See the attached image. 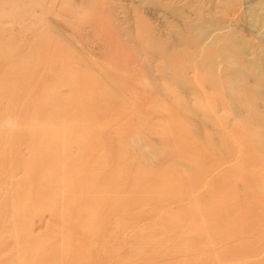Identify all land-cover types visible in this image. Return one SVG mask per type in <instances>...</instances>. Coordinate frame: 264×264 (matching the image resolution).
<instances>
[{"label": "rangeland", "instance_id": "374dc122", "mask_svg": "<svg viewBox=\"0 0 264 264\" xmlns=\"http://www.w3.org/2000/svg\"><path fill=\"white\" fill-rule=\"evenodd\" d=\"M232 14H237V18L231 17ZM228 25L227 36L220 35V28ZM263 35L264 0H0V205L9 199L12 207L9 206L14 209H0V213L9 216L10 221H6L1 237L8 240L7 244L14 243L13 246L1 247L0 252L5 250L0 253V261L21 264L20 261L25 260L23 257L29 261L32 259L30 253L24 255L19 248L16 241L19 233H15L11 225L19 215H23L21 211L32 205L33 199H21L17 192L25 188L35 194L39 190H52L57 185L54 180L57 175L40 171L43 160L55 155L51 144L55 140L61 142L66 152L60 157L64 163L83 165L79 167L80 174L95 167L103 169L99 176L106 171L109 175L111 171L109 177L119 178L126 195L125 201L116 199L114 204L96 212H101V215L107 213L111 206L128 205L127 211H118L113 222L105 225L110 238L104 244L101 241L83 243L87 251H96L87 254L84 263L210 264L208 254L214 253L211 249H217L219 244L212 245L206 238L203 222L195 223L191 217L192 202L183 198L187 196L188 176L193 166L187 155L190 120L202 112L204 117L208 105L200 107V95L195 99L192 91L198 89L202 93L205 88L213 98L219 97L217 105L215 101L210 104L215 107L212 114L217 116V109L221 107V112L219 109L218 112L222 114L217 118L231 117L233 120H230L234 121L225 113L230 102L225 94L229 91L225 93L226 90L220 86L229 79L224 80L223 75L231 78L233 89L230 92L235 99L241 82L251 83L253 87L257 83L255 80L264 75ZM243 62L248 66L246 70ZM230 65L231 75L228 71ZM257 65L262 67V71H258L260 74L256 72L259 69ZM241 66H244V71L254 68L250 70V78H243V81L238 80L240 75L236 71L241 72ZM226 69L230 76L225 73ZM29 73L31 75L28 76ZM206 79L213 84L207 81L206 85ZM15 85L20 86L17 93ZM251 85H246L247 91L253 92L254 99L257 98L256 101L264 106V102L261 103L263 98L258 101L260 95L264 97V86L257 84L252 89ZM30 90L35 94L28 99L31 94L27 92L33 93ZM248 96L244 97L243 91V97ZM228 97L231 98L230 95ZM242 98L233 101L242 103ZM251 99L249 102L254 103ZM194 103L198 109L192 110ZM261 106L257 108L259 112L263 109ZM25 109L27 112L32 110L28 116ZM261 113L263 117L264 110ZM98 115L102 116H99L100 120ZM220 125L223 123L219 124L218 120L211 125L203 124V127L208 129L210 126L209 129L213 130H210L212 136L208 134V137L216 141L213 139L210 143L226 153H220L222 161L237 156L236 162L241 163L247 148L236 141L237 147L228 149L227 141L230 139L225 140L216 129ZM39 133L45 134L44 140H36ZM222 139L223 148H218L217 144ZM210 143L206 145L213 148ZM241 144L243 146H239ZM113 146L117 154H114ZM92 148H95L103 165L97 162L83 164V158ZM245 162L244 159L242 163ZM244 170L237 169L231 174L235 176L240 172L248 176L250 170ZM241 181L243 179L229 185L236 187L240 182L238 186L243 194L240 189L239 192L248 204L252 200L247 195L248 186L256 188L258 195L261 191L251 184L252 181ZM109 185L116 186L114 183ZM223 191L225 196L233 195V191ZM60 196L56 193L48 200ZM233 201L237 204L236 198ZM53 210L54 207H50L44 213L40 209L32 213L35 215L30 222L40 236H47L55 229ZM248 221L249 226L244 233L231 239L236 248L242 247L239 240L247 243V247L238 256L230 255L225 264H248L247 258L251 259L249 264L259 261L264 264V217ZM74 235H69L72 240ZM205 239L208 241L206 246ZM38 248L46 249V245L42 242ZM221 250L225 254L231 253L227 248L222 247ZM15 253L20 255L19 260L15 259Z\"/></svg>", "mask_w": 264, "mask_h": 264}, {"label": "bare ground", "instance_id": "6f19581e", "mask_svg": "<svg viewBox=\"0 0 264 264\" xmlns=\"http://www.w3.org/2000/svg\"><path fill=\"white\" fill-rule=\"evenodd\" d=\"M12 1H15V0H12ZM239 12H241V11H239ZM233 14L231 17H233V16L235 17L237 15V14L236 15H233ZM236 18H237V16H236ZM224 19H222V20L224 21ZM232 20H233V18H232ZM260 29L262 30V28H260ZM45 31H47V30H45ZM228 31H229V25H228V27H225V26L221 27L219 30V34L227 36ZM43 33H44V35H47L46 32H43ZM43 33H41V34H43ZM260 35H262V34H260ZM40 38L42 39L41 36H40ZM260 38H262V36ZM263 39H261V41ZM44 41H46V40L43 39V42ZM37 42L38 41H36V44H37ZM43 42H42V46H43ZM39 43H40V41H39ZM48 46H49V44H48ZM50 46H51V44H50ZM157 51H159V49ZM46 53H47V51H46ZM47 57H48V55H47ZM41 62H42V60H41ZM229 62L227 64V67H229ZM32 64H34V63H32ZM76 64H78V63H76ZM262 64H263L262 67H264V63H262ZM260 65H261V63H260ZM79 66L80 65H78V67ZM246 66H247V64H245L244 70H246V68H248V66L247 67ZM257 66L259 68V65H257ZM199 67H201V66H199ZM262 67H260V68L262 69ZM243 68H244V66L243 67L241 66V72L239 70H236L240 75V77L238 78L239 81L240 80L243 81V78H247V79L250 78V75H251L250 70L254 69L253 67H252V69L249 68L248 69L249 73H248V70L244 71ZM260 68L256 71L257 73L259 70H261ZM29 69H31V68H29ZM227 69H226L225 73L228 74L229 73L228 71H230L229 74L231 75V73L233 72V71H231L232 65H230V68L228 69V71H227ZM29 71H31V70H29ZM28 72H26V75ZM83 72H84V70H83ZM256 72H254L253 74H255ZM8 73L10 74L9 71H8ZM80 73H81V71H80ZM5 74L7 76H9V74H7V73H5ZM81 74H83V73H81ZM207 74H209V73H207ZM258 74H260V73H258ZM26 75L24 74L23 76L26 78ZM29 75H31V74L29 73L28 76ZM228 75H227V77H228ZM224 76L225 75H223V79L224 78L229 79V81H226L225 83H221L222 86H220V87L223 88L224 91L226 90L225 93H228V91H229V94H227V95L225 93L224 94H225V97H227V100L229 99L228 101H230V102H228L229 104L226 106L227 110H229V111H227L225 109L226 110L225 113L229 114V117L232 116L235 120L232 121L233 119L231 117L229 119L227 117H226L227 119H222L223 117L217 118L218 114H219L218 109L221 112L222 108L218 107L217 116H216V113L212 114V112L215 111V107L210 105V104L213 101H215V103L217 105L216 101L219 99V97L213 98L207 90H204L205 88L203 89L202 93H200L198 91V89H193L192 93H194L196 95L195 99H198L199 95L203 97V98H200V96H199V99L202 102L200 107H202V108L207 107L206 108L207 112L204 111V115H205L204 117H203V112H202V114H200L201 111H198V113L200 112L199 116H197L198 114L194 115L195 113L192 110H193V108H197L198 105H195V103L193 104L191 111L194 113L193 114L194 117H192L190 120V122H191V128L189 131L190 141H189V143H187V149H188L187 155H189V158L191 160L190 163L193 166H192V170L190 169L192 171V173L188 176L187 196L183 197V198L188 199L189 201L192 202L191 217H192V219L194 218L196 220V221H194L195 223L198 222L199 220H201L203 222V224L205 226H203L202 228H204V232L206 233V238L210 239V242L212 243V245L213 244L214 245L219 244L217 249H216V247H213L211 249L212 252H214V253L208 254V257H209L208 260H209L210 264H212L211 262H213V264H217V263L218 264H225V259H229L230 255H237V254L240 255L239 253L243 252L242 250L244 249V247H247V243H243L244 241L239 240L238 242L241 244L240 246H242V247L236 248V246L231 242V239H236V237L238 235H240V233H244V231L246 230V227L249 226L248 222L250 220L248 221V219L256 218V217H260V218L264 217V118H263L264 116L261 117L263 115V113H261V112L264 110V106H261L262 104L260 105V103H258L256 101L257 98L254 99L255 97H253L254 96L253 92L250 94L247 91L246 85H249V84L251 85V83H249L248 81H246V82L249 84H245V83L241 82L240 88L238 85L237 97L235 99L233 94L230 92V90L233 89V82H232L231 78H226ZM254 76L258 77L259 75H257V76L254 75ZM82 77L83 76L81 75L80 78L82 79ZM5 78H6V76H5ZM25 78L24 79L22 78V79L25 80ZM81 79H79V80H81ZM247 79H245V80H247ZM224 80L222 82H224ZM22 81H21V83H22ZM38 81L40 82L41 80L38 79ZM205 81L206 82L209 81V83H210V80L206 79ZM39 82H37V84H39ZM82 82H83V79H82ZM200 82L201 81H199L198 84H200ZM255 82H257V83L253 84L254 86L255 85L257 86V84H260V86L263 87L264 86V75L262 76V78L260 77L258 80H255ZM21 83L19 84L20 86H22ZM207 84H208V82L206 83V85ZM210 84H213V83L211 82ZM20 86H16L17 87V90L15 89L16 93L18 91V88L20 89ZM250 87H252V85ZM253 87H252V89H253ZM244 88L246 90H243ZM263 90L264 89L262 88V91ZM30 91L33 93L27 92L28 94H31V95H28L29 96L28 99L30 98V96H32V94H35L34 91H32V90H30ZM243 91H244V97H247L249 94L251 95V97L248 96V98H244L243 97ZM255 91H257V89ZM246 94H247V96H246ZM258 94H262V92L261 93L258 92ZM258 94H257V96H258ZM228 95H230V97L232 95L233 96V97H231L232 99L229 98ZM240 96H242L243 98ZM260 96H261V99L259 98ZM260 96L258 97V99H260L258 101H261L262 98L264 99V97L262 95H260ZM11 97H13V96H11ZM240 98L243 99L242 103H240L241 101L236 103V101L241 100ZM249 98L250 99L253 98L255 102L254 103L249 102V100H248ZM15 99L17 100V98H15ZM15 99H14V101H15ZM253 99H251L252 102H253ZM233 100H236V101H233ZM246 101H248L249 103ZM218 102H220V101H218ZM263 102L264 101L262 100L261 103H263ZM14 103H13V106H14ZM206 103L208 105L205 107ZM249 104H251V106ZM260 106L263 107V109L260 108L262 111L259 112V110L257 108ZM224 107L225 106H223V108ZM197 109H195V110H197ZM25 110L24 111L27 112V109H25ZM31 111L27 112L26 116H28V113H30ZM22 114H21V118H23ZM221 114L222 113H220L219 115H221ZM227 114L224 116H227ZM260 114H261V116H260ZM24 115L25 114H23V116ZM201 115H202V117H201ZM99 116L100 115H98L97 118H99V120H100V117H102V116H100V117ZM241 116H242V120H241ZM19 117H20V115H19ZM212 117H214L213 119L215 121L218 120L219 124H220V122L223 123V125H220V128L218 127L219 129L218 128H216V129L218 131H220V133L223 135L225 140L230 139L227 141V145L229 146V147H227L228 149L237 147L236 141L243 143L244 147L247 148L245 150L243 156L241 157V163H239L238 161L236 162V160L238 159L237 156H234L231 160L222 161V159L220 158L221 157L220 153H222V151H220V149H221L220 146L223 148V143H222V142H224L223 139H222V141L220 140L221 141L220 144H217V143H215L216 140L212 137L215 140L213 143L219 145L218 146V148H220L219 150L216 148L217 146H215V145L213 146L210 143V141L213 139L209 138L208 134H210V130H212V129H209V128H211L210 126L208 127V129H207V127L206 128L203 127V124L204 125H209V124L211 125V123L214 121L213 119H211ZM97 118H96V120H97ZM230 119H232V120H230ZM102 120H104V119H102ZM212 132H213V130H212ZM44 135H45L44 133H39L36 140H38V141L44 140ZM205 135L207 138L205 137ZM218 138L219 137H217V139ZM106 139L109 142V140H108L109 138H106ZM218 142H219V140H218ZM208 143H210L209 145L210 146L212 145L213 148H210V147L208 148V146L206 145ZM51 144L53 145V147L55 149V155H52V157H50L49 159L43 160V163H41L42 170H40V171L46 170L45 173H53V174L57 175V178L54 179L55 182H57L56 183L57 185H55V187H53L52 190H39L38 189L39 191L36 192L35 194H31V192L26 191L25 188H22L20 192H17V195L21 199H26V198L33 199L32 205L27 207L26 211H21L20 213L23 215H19L18 219L13 221V225H11V226H14L13 228L15 229V233H19V235L17 236V240H16L17 243L19 244L18 245L19 248L22 249V251L24 252V255H27L28 253H30L32 255V259H31L32 262L27 260L26 257H23L25 260H24V262L21 260L20 263L21 264H39V263L45 264L46 262H49V263H55V264H90L89 261L84 263L86 255L87 254L91 255V254L95 253L96 251L94 250L95 252L93 251V253L87 251L86 249H84L83 243H89V242L93 243V242H100V241L103 243L105 240L109 239L110 238V231L108 229H105V227H106L105 225L107 223L109 224V222H113L112 220H114L116 218V216L118 215V213H117L118 211L122 210L123 212H125L128 210V205L126 203H123L121 205V207H119V208L111 206L108 209L107 213H105V214L100 215L101 212L99 214H97L98 209H101L104 206L109 207V205L114 204V201L116 199H122V201L126 200L125 191L123 189V183L120 182L119 178H116V180H115V179H113L112 176L109 177L111 174V171H110L109 175L106 171L105 174L101 173V175L99 176L98 174L103 170L101 168L95 167L94 169H91L90 171H88L85 174H80L79 167H81L83 165H77L76 166V165L69 164L67 162L64 163L60 159L61 156H64L66 154V152H64V150H63L64 147L60 145L61 142H57V141L53 140V141H51ZM113 145H115V143H113ZM243 145L241 144L239 146H243ZM85 148L86 147L83 146V149H85ZM238 148H236V149H238ZM112 149H114L113 150L114 154H117V153H115V147ZM106 153H107V151H106ZM222 154L225 155L226 153H224V151H223ZM96 157H98V159H95ZM224 158H225V156H224ZM34 159H35V157H34ZM34 159H33V161H34ZM83 159H84L83 164H90V163L97 162L98 164L103 165L101 160H100V156H98L95 148H92L87 153V155H85V157ZM93 159H95V160L93 161ZM244 159L246 162L242 163V161ZM37 161H39L38 158H37L36 162ZM128 162H130V161H128ZM109 164H111V163L109 162ZM111 165H109V166H111ZM131 165L132 164H130V165L127 164V166H130V167H131ZM237 169H241L242 171L244 169H245L244 171L250 170V173L248 176L246 174L241 175L240 172H238L237 175H235V176L232 175L231 172L235 173ZM110 170H112V167ZM153 170H154V168H153ZM60 171L64 172L65 174L61 173ZM127 171H128V169H127ZM148 174H149V172H148ZM153 174H156V173L154 172ZM36 175L39 176L38 173H36ZM70 177H74L71 180V182L68 181V179H70ZM152 177H154V176H152ZM35 178H36V176H35ZM150 179H151V177H150ZM242 179H243V181L245 180L247 183L252 181L251 184L256 185L260 189V190L259 189L258 190L261 191L260 195H258V191L255 190L256 188L254 189L251 186H248V184H247V186H248L247 195L250 198H252V200L249 201L248 204H245L244 199H242L244 197V195H242L243 194L242 189H240V187L238 186L240 182L237 183L238 185L236 187H233L234 186L233 184H232V186L229 185L232 182H234V184H235V182H237V180H242ZM248 180H249V182H248ZM243 181H241V182H243ZM36 182H37V179H36ZM109 183L110 184L114 183V185H116V186H114V187H112L110 185L107 186V184H109ZM243 183H245V182H243ZM129 185L130 184H128V187H130ZM245 186H246V184H245ZM22 187H24V186H22ZM223 189H225V190L227 189L228 191H233V195L231 193H229L230 195L227 194L225 196V194L223 193L224 192ZM239 189H240L242 194L239 192ZM126 191H128V190H126ZM56 193H59L61 196L59 198H54L52 201L48 200L49 197H51L53 194H56ZM133 193H135V192H133ZM233 198H236L237 204L234 203ZM5 201H6V203L0 205V209L2 207L1 210H4V209L5 210H9V209L14 210L13 208H10V206L12 205V203L10 202L11 200L7 199ZM50 202L52 203V205L47 207L48 204H51ZM115 202H117V201H115ZM50 207H54V210L52 212L55 216L56 227L51 234H49L47 236H40L39 233L35 232V230L33 229V224H32V222H30V221H32V219L35 215L32 213L34 211H36L37 209H40L41 212L44 213L45 209L46 208L48 209ZM160 209L162 210L163 208H160ZM0 216H2L0 218V249H1V247H3V248L8 247V245L13 246L14 243L12 241L9 244H7L6 242L8 240L2 239L1 234H2L3 230H5L6 221H9V218H8L9 216H4V214H1V213H0ZM96 218H97V220H96ZM251 220H253V219H251ZM219 229H221L220 232L217 231ZM72 233H74L76 235V236L74 235L75 237L73 238V240L69 236ZM207 233H208V236H207ZM210 237H212V238H210ZM243 240H245V239H243ZM42 242L46 245V249L38 248L39 244H41ZM203 242H205V246H206V243L208 244L207 239L203 240ZM225 245H226V247H224ZM10 246H9V248H10ZM222 247H223V249L227 248V251L231 250V253L230 254L228 253L229 254L228 255L226 252V254H225L221 250ZM248 247H249V245H248ZM251 247H252V245H251ZM9 248H7V249H9ZM205 248H206V250H208L207 247H205ZM219 248H221V249H219ZM2 250H1V252H3L5 249L3 251ZM203 253H205V252H203ZM253 254H256V252ZM253 254H251V255H253ZM19 257H20V255L15 253V259L17 258L19 260L20 259ZM39 257L44 258V259H40ZM261 258L259 260H261ZM37 259H38V261H37ZM202 260H204V259H202ZM248 260H251V259L247 258V260H246L247 263L249 264ZM252 261H254V260H252ZM252 263L250 262V264H252ZM0 264H6V263H4V261H0Z\"/></svg>", "mask_w": 264, "mask_h": 264}]
</instances>
